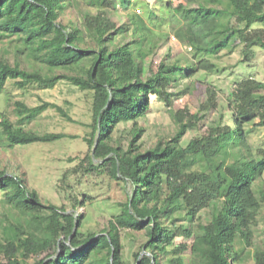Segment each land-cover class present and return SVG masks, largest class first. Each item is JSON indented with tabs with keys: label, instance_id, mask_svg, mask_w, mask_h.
<instances>
[{
	"label": "trees",
	"instance_id": "trees-1",
	"mask_svg": "<svg viewBox=\"0 0 264 264\" xmlns=\"http://www.w3.org/2000/svg\"><path fill=\"white\" fill-rule=\"evenodd\" d=\"M131 2L0 0V94L9 82L23 90L67 82L91 94L92 117L88 149L60 185L73 212L42 199L20 175L0 170L1 204L10 213L0 220V264H125L123 232L146 237L133 253L135 264H248L243 253L252 246L264 201V149L255 154L249 142L253 129L264 127V81L237 83L228 103L232 124L222 112L209 121L218 110L216 91L209 89L203 111L192 113L173 108L183 94L172 89L200 71L220 72L213 59L225 50L240 48L245 61L264 50V0H190L177 7L168 1L181 19L176 35L194 61L157 65L148 59L163 37L152 20L159 18L158 4L148 5L149 20L134 14L118 23L108 15ZM71 12L74 19L63 23ZM153 98L168 107L176 131L144 149L140 120L151 113ZM50 107L57 108L16 102L19 125ZM19 125L0 112L8 147L66 137ZM191 130L200 133L185 144ZM106 183L121 186L126 199L103 229H85L88 219L76 211L93 206L94 197L84 186ZM253 258L264 264V249Z\"/></svg>",
	"mask_w": 264,
	"mask_h": 264
},
{
	"label": "rangeland",
	"instance_id": "rangeland-1",
	"mask_svg": "<svg viewBox=\"0 0 264 264\" xmlns=\"http://www.w3.org/2000/svg\"><path fill=\"white\" fill-rule=\"evenodd\" d=\"M171 1L175 7L180 3L189 4L190 0H164L158 3L157 0H133L131 3L120 4L117 10H110L108 15L116 22H128V16L137 14L149 20L150 9L158 4L156 8L157 17H152L157 22V29L163 34L161 44L156 53L148 62L153 65L159 64L162 60L171 63L175 60H182L183 63L191 58L187 45L176 35V29L181 24L180 17H176L169 8L167 2ZM149 3V4H148ZM73 13L62 19L63 23L74 19ZM156 30V29H155ZM126 40L129 41L127 37ZM0 45V50L4 49ZM14 61V55L10 56ZM25 63L27 60L24 61ZM221 70L216 74H209L205 71L198 72L193 78L182 80L172 89L174 93H181L179 98L174 99L175 110L189 109L192 113L203 111V105L207 100V91L212 89L217 93L218 110L211 113V122L220 119V112L224 114V122L232 124L228 108L229 98L236 87L243 79L254 78L264 81V50L256 49L255 56L251 61H245L240 48L232 53L223 51L217 58L213 59ZM29 66V64H26ZM25 102L30 107L42 105L43 103L55 104L57 108L50 107L42 114L33 118L29 123L19 125V116L15 111V103ZM151 113L140 120L146 133L143 137V148L154 147L160 140H166L175 134L176 125L171 116L170 110L164 103L156 98L152 100ZM71 119L63 116V112ZM0 112L7 115L15 124L23 126L26 130L39 134L59 133L66 137L54 143H39L28 146L8 147L6 140L0 136V170H7L9 174H16L23 177L26 185L31 190L38 191L42 199L50 201L59 206L65 205L69 212H73L71 203L66 192L60 190L64 173L76 166L79 159L87 151V144L84 141L89 137L92 129L91 117V94L81 92L67 82L58 83L53 89H41L38 86H31L26 90L17 87L14 82H9L5 90L0 94ZM200 132L191 130L184 137L186 144ZM253 152L257 154L264 149V127L255 128L249 137ZM196 167V166H194ZM264 194V176L261 180ZM84 189L94 197V205L81 207L76 213H82L87 220L85 229L100 231L105 227L109 219L119 212L118 204L125 201L124 189L116 183L90 185L86 184ZM130 192V188L126 190ZM261 198V194L258 193ZM3 195L0 194V220L10 215L8 208L1 204ZM262 200V198H261ZM262 210L254 227L252 246H247L243 255L247 257L248 264L254 263V252L257 249H264V201ZM209 211L203 212L207 217ZM146 237L142 233L129 236L123 232V243L125 244V264H135L133 253L138 251L145 242ZM179 242L182 239L178 240ZM241 247V246H238Z\"/></svg>",
	"mask_w": 264,
	"mask_h": 264
}]
</instances>
